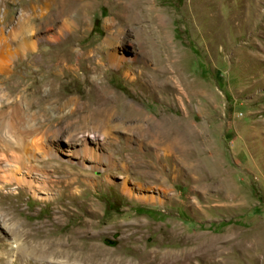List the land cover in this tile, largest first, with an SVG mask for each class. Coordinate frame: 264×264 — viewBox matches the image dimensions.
I'll return each instance as SVG.
<instances>
[{"label":"rangeland","instance_id":"374dc122","mask_svg":"<svg viewBox=\"0 0 264 264\" xmlns=\"http://www.w3.org/2000/svg\"><path fill=\"white\" fill-rule=\"evenodd\" d=\"M126 112L176 121L182 153ZM5 216L6 253L17 218L84 233L85 264H264V0H0Z\"/></svg>","mask_w":264,"mask_h":264},{"label":"bare ground","instance_id":"6f19581e","mask_svg":"<svg viewBox=\"0 0 264 264\" xmlns=\"http://www.w3.org/2000/svg\"><path fill=\"white\" fill-rule=\"evenodd\" d=\"M127 8L128 10L132 9V11L134 9L133 6H128V5L126 6L125 4L122 6V9L124 10V12L127 10ZM111 46H112L111 39L107 38L105 40V45L101 46L99 49L100 53L106 52L107 51L106 49H109ZM114 56L115 55H113L111 52H108L106 59L109 60L111 63L112 61H114ZM103 65L104 64L101 61H99V65H98L99 71ZM102 71L103 70H101L99 73L103 74ZM113 118H114L113 116H112V119L111 118L105 119V117L104 118L102 117L100 120L102 121V124L108 125V123L106 122L110 123V121L113 120ZM122 119L124 121L127 120L129 122H136L138 124H142L143 126L142 125L138 126L143 131V133H141L142 139L146 143L148 141H152L155 144H159V143L165 144L166 145L165 149L172 150V148H174L175 146L177 147L179 144L180 138L184 134V132H180L181 130H179V125L176 121L168 120L166 118H159L156 121H151V118L150 119H148L147 117L144 118L143 114L140 112L138 114H135V112H126L125 115L122 116ZM142 121L146 123L143 124ZM176 151H177L176 154H180L182 153L183 149L177 147ZM86 153H88V151ZM91 153L93 154L92 157L95 161L101 162V157L97 153H95V151H91ZM112 157H110V160H112L111 159ZM53 165L55 167H62L61 165H56V164H53ZM111 166H114V163H112ZM6 218L7 217L5 216L4 220L0 221V227H2V224L6 220ZM12 222H14V227H6V230L7 232H9V234L13 236L14 238L13 244H16V245L12 246L11 250L8 253H6L7 246H5L4 244L0 245V264H3L5 260L3 258L4 254L8 255V257L18 256V257H25V258L32 257V258H37V259H45L49 257H62L72 263L85 264L88 249L83 242V239L85 238L84 233L76 234L73 238L68 239L67 241L62 240L59 242H52L48 239H45L43 241V239L40 240L41 236L39 235H37L35 238H32L31 234H29L28 232L24 233L18 226L17 218H12ZM21 239L22 240L24 239L27 243H20ZM99 252L102 253V251H98L96 255L100 254Z\"/></svg>","mask_w":264,"mask_h":264},{"label":"trees","instance_id":"16d2710c","mask_svg":"<svg viewBox=\"0 0 264 264\" xmlns=\"http://www.w3.org/2000/svg\"><path fill=\"white\" fill-rule=\"evenodd\" d=\"M96 26L99 24V21H96ZM143 213H146V214H150L151 212L150 211H142ZM231 223H233V222H229V224H231Z\"/></svg>","mask_w":264,"mask_h":264}]
</instances>
